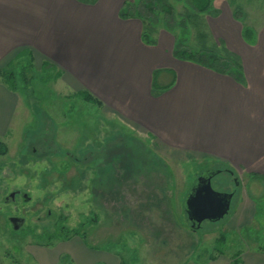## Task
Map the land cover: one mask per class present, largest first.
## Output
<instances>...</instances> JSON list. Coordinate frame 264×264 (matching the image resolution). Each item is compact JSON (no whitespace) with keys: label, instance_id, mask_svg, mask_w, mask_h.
Wrapping results in <instances>:
<instances>
[{"label":"rangeland","instance_id":"obj_1","mask_svg":"<svg viewBox=\"0 0 264 264\" xmlns=\"http://www.w3.org/2000/svg\"><path fill=\"white\" fill-rule=\"evenodd\" d=\"M135 1L120 0L121 7ZM211 8V14L197 15L173 34L157 25L151 36L158 42L161 34L162 45H172V52L178 44L189 51L228 52L239 58L241 66L240 55L231 49L236 47L229 38L232 25L243 44L251 49L257 43L251 57L264 48V0H213ZM13 67L11 63L2 71L10 73ZM41 67L37 62L33 72L24 70L33 74L30 92L39 101L30 102L28 111L20 102L10 134L0 135L8 148V154L0 157V264H42L37 252L47 253L46 258L58 256L56 264H78L68 254L78 252V241H72L78 233L97 252L95 257L107 253L121 258L122 264H244L245 256L249 261L260 256L264 264V179L234 176L233 180L226 168L213 165L209 169L221 173L213 176L211 188L233 194L230 208L222 219L204 221L193 229L184 212V200L196 179L193 163L126 122L100 119L98 110H112L72 96L76 92L57 80L49 81L53 74L40 72ZM20 69L16 83L24 90ZM128 139L141 143L148 158L163 167L136 168L119 179V185L103 186L119 176L117 169L105 173L104 162L95 158L103 157V150H117ZM158 169L171 175L167 187L172 191L166 189V196L172 199L173 213L168 202L159 209L148 207L156 200L147 197L165 189L163 182L158 185L164 180ZM16 191L29 200L17 197L12 202L10 195ZM15 216L23 219L18 230L9 221Z\"/></svg>","mask_w":264,"mask_h":264},{"label":"crops","instance_id":"obj_2","mask_svg":"<svg viewBox=\"0 0 264 264\" xmlns=\"http://www.w3.org/2000/svg\"><path fill=\"white\" fill-rule=\"evenodd\" d=\"M120 9V0H0V71L12 63L17 76L29 59L56 66L58 84L76 93L88 91L112 110H98L100 119L126 122L173 154L182 153L184 162L193 163L195 178L216 164L232 179L263 181L264 48L251 57L257 43L251 49L243 44L231 24L229 38L236 46L231 49L242 59L240 83L174 58L172 45H162L161 34L155 46L144 44L140 22L121 19ZM154 83L162 89L156 95ZM32 97L19 82L12 91L0 78V135L10 134L20 102L27 107L39 101ZM74 237L78 252L68 254L75 263L122 264L107 253L95 257L97 252ZM37 254L42 264L58 262L53 254ZM245 257L244 264L263 262L260 256L251 261Z\"/></svg>","mask_w":264,"mask_h":264},{"label":"trees","instance_id":"obj_3","mask_svg":"<svg viewBox=\"0 0 264 264\" xmlns=\"http://www.w3.org/2000/svg\"><path fill=\"white\" fill-rule=\"evenodd\" d=\"M96 1L97 0H87L84 2L94 4ZM212 2L213 0H137L134 3L124 2L119 11V17L124 20H139L142 25L141 41L146 45L155 46L157 41L153 36H151L153 27L161 25L166 31H169L173 34L177 28L183 26V23L185 27L191 23L193 19L198 18L197 15L201 16L203 14H211ZM184 15H186L185 22L182 18ZM172 55L176 59L190 61L210 69L218 74L229 76L237 82H244L243 70L239 58L228 52L220 55L213 51H189L188 49H181L178 44L176 47H174ZM27 68L33 72L34 63L31 59H29V61L20 69V76L23 82L24 90L29 94V97H31L30 81L33 74L30 72L27 75V71H24ZM56 71L57 70L48 63L42 64L40 70L42 73L53 74V77L49 78V81H55L61 77V74L57 73ZM0 78L4 81L9 89L15 91L16 76L12 70L10 73L8 71H0ZM28 80L29 83H27ZM161 90L162 89L155 85V83L152 84V95H156ZM72 96H75L78 99L91 104L92 106H96L98 108L102 107L101 102L88 91L83 90L73 94ZM124 143L125 144L117 150H113L114 148L112 147L113 149H110V153L104 154L101 158L94 157L97 162H104V167H106V169L103 171L105 173L110 174L111 171L115 173L117 169L116 175L119 177H110L109 182H105L106 184L103 185L105 187H108V185H119V179H124V176L130 175V173H133L136 168L139 170L145 167L146 170H150L152 166L163 167L162 165L155 163L156 161L159 162L157 159L152 160L148 158L149 151L143 148L141 143H138L134 140L125 141ZM115 151H119V153L116 155L114 154ZM7 154L8 148L6 144L0 141V157L6 156ZM91 158L92 160L94 159L92 155ZM158 173H160L164 178V180L159 181L158 185H161L163 182L165 189L159 188L160 194H155L157 197L155 195L153 197L151 195L147 197L156 200L155 204H149L148 207L159 209L163 202H168V207L173 213V208L171 205L172 199L171 197L166 196V189H170V191H172L171 186L167 187L169 182L168 180L171 175H168V172L161 170H159ZM73 236H77V234H74ZM78 237H80L79 233ZM82 237L84 238V236ZM219 239L220 243L224 242L223 236ZM263 250L264 248L261 249V251ZM210 259L211 261L215 260L213 256Z\"/></svg>","mask_w":264,"mask_h":264},{"label":"water","instance_id":"obj_4","mask_svg":"<svg viewBox=\"0 0 264 264\" xmlns=\"http://www.w3.org/2000/svg\"><path fill=\"white\" fill-rule=\"evenodd\" d=\"M215 172L201 175L184 200V212L193 229L203 221H218L229 211L231 194L218 193L211 188V178ZM14 230L19 229L16 218H10Z\"/></svg>","mask_w":264,"mask_h":264},{"label":"flooded vegetation","instance_id":"obj_5","mask_svg":"<svg viewBox=\"0 0 264 264\" xmlns=\"http://www.w3.org/2000/svg\"><path fill=\"white\" fill-rule=\"evenodd\" d=\"M110 143V142H109ZM109 143H107V144H109ZM107 144H105V146H107ZM112 147V146H111ZM106 151V154H109L110 153V148L109 149H107V150H103V152H105ZM208 173H210V172H203L202 174H200V175H207ZM200 175H198L197 177H196V179H195V183H196V180H197V178L200 176ZM233 180H235L234 178H233ZM193 185H195V184H193ZM191 191V190H190ZM231 193V192H230ZM17 197H19V198H21V199H23V200H29V197L25 194V193H20V192H18V191H16V192H13V193H11V195H10V199H11V201L12 202H15L16 200V198ZM50 213L48 212V215H49ZM12 218H16L17 219V222H16V224L17 225H20V224H22L23 223V219L21 218H18L17 216H15V217H12ZM191 225V224H190Z\"/></svg>","mask_w":264,"mask_h":264}]
</instances>
